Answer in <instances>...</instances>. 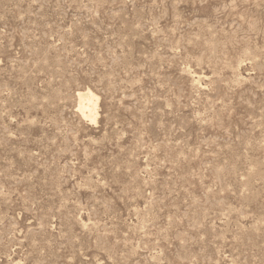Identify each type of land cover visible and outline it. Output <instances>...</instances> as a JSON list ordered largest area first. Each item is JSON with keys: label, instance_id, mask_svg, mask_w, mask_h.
Returning <instances> with one entry per match:
<instances>
[{"label": "rangeland", "instance_id": "374dc122", "mask_svg": "<svg viewBox=\"0 0 264 264\" xmlns=\"http://www.w3.org/2000/svg\"><path fill=\"white\" fill-rule=\"evenodd\" d=\"M0 264H264V0H0Z\"/></svg>", "mask_w": 264, "mask_h": 264}, {"label": "bare ground", "instance_id": "6f19581e", "mask_svg": "<svg viewBox=\"0 0 264 264\" xmlns=\"http://www.w3.org/2000/svg\"><path fill=\"white\" fill-rule=\"evenodd\" d=\"M90 91L88 90L85 93L78 92L77 95L79 100L77 101H79V111L81 115L85 118H88L92 123L95 122L98 117L97 106L100 98L94 95L93 93H91L92 91L91 92Z\"/></svg>", "mask_w": 264, "mask_h": 264}]
</instances>
